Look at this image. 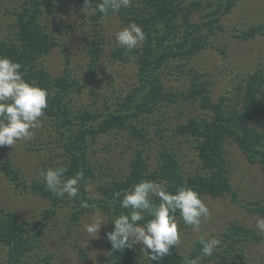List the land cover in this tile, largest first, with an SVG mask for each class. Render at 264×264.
Segmentation results:
<instances>
[{
    "label": "trees",
    "instance_id": "trees-1",
    "mask_svg": "<svg viewBox=\"0 0 264 264\" xmlns=\"http://www.w3.org/2000/svg\"><path fill=\"white\" fill-rule=\"evenodd\" d=\"M63 1L14 0L11 8L6 0H0V10L14 17L13 33L3 30L0 24V56L19 62L24 78L47 90L48 107L43 116L53 119L54 123L49 125L56 129L60 145L71 156V161L65 166V175L79 172L83 174V179L76 198L57 197L46 188L43 178H35L31 184L27 180L24 185L16 182L17 185L48 197L56 206L74 207L83 212L103 210L105 220L110 223L107 232L114 229L111 223L114 218L129 211L120 206L123 193L141 180L161 184L171 193L180 187H189L197 191L202 199L227 192L237 199L226 156V142L235 141L251 162L264 164V129L259 130L257 124L264 119V68H259L248 78L234 76L233 87H230L234 95L222 94L217 100L211 96L210 80H200L201 72L194 68L188 69L191 78L183 87L181 84L166 85L167 77L171 79V76L178 75L176 73L187 70L184 60L198 54L208 43L209 36L203 33L204 22H191L189 18L199 10L206 11L211 1L131 0L127 8L105 17L96 10L102 0H92V4L84 8V0H78L80 14L83 12L91 26L83 47L86 59L84 73L80 76L77 68L67 64L72 61L67 51L64 67L56 76L45 65L44 56L57 45L56 31L71 34L73 30L72 24L66 26L60 13ZM222 1L226 3V10H230L240 0ZM182 16L185 17L184 28L177 30L181 27ZM112 17L119 20L120 28L131 22L140 25L147 37L143 45L131 52L120 47L113 34ZM262 31L263 25L251 26L241 35L251 38ZM131 65L135 67L136 81L131 90L119 89L114 84L119 81L117 74ZM106 79L114 88L107 89L102 96L101 85L104 86ZM84 93L93 98L77 104V99ZM235 97L238 99L235 100ZM187 101H199L201 112L181 117L178 121V114L183 111L172 113L169 107ZM148 127L152 128L154 135L146 129ZM109 136L117 137L118 141L125 136L133 153L130 168H121L125 162L116 163L110 167L111 176L105 178L102 165L110 163V155L114 152L113 144L107 142L111 139ZM175 137L186 139V143L190 142L196 149L198 164L195 172L189 169L187 176L183 171L187 167L180 162L186 144L173 149L163 142ZM154 141L162 142L155 162H151L143 145L151 146ZM101 143L105 146L102 150L110 153L105 160L96 161L91 152L97 151V145ZM124 149L118 147L119 152L112 161L123 160ZM0 170L13 179L19 177L11 157L0 160ZM99 179V192H90L89 185ZM153 201L158 204L159 198L153 197ZM257 202L245 207L264 215V203ZM83 204L87 207H82ZM178 216L179 212L176 213ZM150 218L145 213V221ZM27 229L28 226L20 222L12 211L0 206V242L11 245L16 258L10 263L1 261L0 264H20L18 257L28 247ZM224 235L227 246L222 250L216 248L212 256L202 255L199 238L187 255L172 246L168 255L147 263L142 261L135 246L114 251L106 236L104 242L112 264H187V261L197 258V264H246L236 260V255L246 254L247 249L252 247L248 242L261 237L255 228L235 222L225 229Z\"/></svg>",
    "mask_w": 264,
    "mask_h": 264
},
{
    "label": "rangeland",
    "instance_id": "rangeland-1",
    "mask_svg": "<svg viewBox=\"0 0 264 264\" xmlns=\"http://www.w3.org/2000/svg\"><path fill=\"white\" fill-rule=\"evenodd\" d=\"M6 1L11 8L14 6V0ZM77 1L64 0L61 2L60 13L66 22V26L72 24L73 30L70 31L71 34L67 32L60 34L56 31L57 45L44 56L45 65L56 76L61 73L64 67L67 51L72 56V61L67 64L77 68L80 71V76L83 75L84 66H86L83 47L86 45V34L91 26L83 12L80 14ZM210 1L211 5L207 6L206 11L204 9L199 10L189 18L191 22H204L203 33L209 36L208 43H205L206 46L198 54L185 59L187 70L176 73L178 75L171 76V79L167 77L166 85L177 86L181 84L183 87L189 83L191 78L188 69L194 68L201 72L200 80H210L212 85L211 96L217 100L222 94L234 95L230 89L233 87L231 82L234 76L238 79L248 78L259 68H264V31L251 38H244L241 35L251 26H264V0H240L230 10H226V3L222 0ZM4 13L0 10L2 29L8 33H13L12 18L14 17ZM201 14L206 17H202ZM111 20L114 24L113 34L115 37V33L121 29V24L115 17H112ZM184 20L185 17L182 16L181 27L177 30L184 28ZM211 21L213 22L211 23ZM212 24L213 26H211ZM107 68L111 70L110 67ZM134 68L131 65L125 70H120V73L117 74L119 81L114 83L116 87L126 91L131 90L130 87L133 86L137 78ZM113 86L106 79L104 86L101 85L102 96L107 92V89L113 90ZM98 96L94 97L97 98ZM79 97L77 104L88 102L93 98L87 93ZM236 99L238 98L235 97ZM230 101L233 102V100ZM169 111L176 114L183 111L178 114L177 118L178 121H181V117L200 114L201 107L199 101H187L170 106ZM171 114L169 113V115ZM40 120L41 126L33 129L34 136L30 141H18L13 147L0 146V160L11 157L15 169L19 173V177L13 179L12 176H6L0 170V206L12 211L20 222L28 226L26 230L28 247L26 252L18 257V260L20 264H112L108 248L104 242L110 223L103 225L96 237H89L84 230L85 224L95 214L100 215L107 222L103 210L89 209L83 212L74 207L56 206L48 197L34 194L19 186L20 184L24 185L26 180L31 184L35 178L41 179L42 173L49 167H65L71 161V156L59 143L60 136L56 129L49 125L54 123L53 119L42 116ZM257 124L259 130L264 129V119L261 124ZM146 129L154 135L151 127ZM109 138L111 139H107V142L113 144L114 152L110 155V163H106L105 166L102 165L105 178L111 176L110 167L116 163L125 162L121 168H130L129 162H131L133 153L131 143L125 136H122L119 141L115 136H109ZM186 141L182 137H175L163 142L173 149H177L176 146L186 144L183 153H181L182 161L180 162L182 166L187 167L183 170L187 176L189 169L195 172L198 158L196 149L190 142L186 143ZM161 142L154 141L151 146L143 145L146 148V154L150 155L149 160L151 162H155ZM138 146L141 145L138 144ZM97 147H99L97 151L91 152L94 154L93 158L96 161L105 160L110 152L102 150L105 147L102 143ZM118 147L125 148L122 153L124 159L112 161L115 154L119 152L117 151ZM226 150V156L231 167V181L233 189L237 191V199H234V196L228 192L218 197L205 196L203 200L210 208L212 217L203 222L199 230H193L184 224L178 216L177 223L181 239L179 245L174 247L181 253L189 254L193 243L199 238L218 239L222 245H218L217 248L222 250L227 246L224 242L225 229L232 222L257 230L256 219L264 216L245 207L248 204L254 205L255 203L252 202L256 201L264 203V164L251 162L248 155L233 140L226 142ZM16 182H19V185ZM99 183L100 179L93 181L89 185L90 192L98 193ZM257 234L261 236L260 239L249 241L248 243L252 247L247 249L245 256L243 253L236 255V260L246 264H264V234L259 233L258 230ZM135 247L142 261L144 263L149 262L147 253L142 251L143 246L136 244ZM13 255L12 246L0 242V262L10 263L16 259Z\"/></svg>",
    "mask_w": 264,
    "mask_h": 264
},
{
    "label": "clouds",
    "instance_id": "clouds-1",
    "mask_svg": "<svg viewBox=\"0 0 264 264\" xmlns=\"http://www.w3.org/2000/svg\"><path fill=\"white\" fill-rule=\"evenodd\" d=\"M130 3L131 0H102L96 10L107 17L121 8H127ZM91 4L92 0H84L83 8ZM146 39L142 27L135 22L115 33L116 43L129 52L141 47ZM48 95L46 89L24 78L19 62L0 56V146L13 147L18 141H30L33 138V129L41 126L40 118L48 107ZM66 171L63 166L49 167L42 173L43 181L46 188L57 197L76 198L83 174L78 172L66 177ZM153 197L159 198L158 204L153 201ZM120 206L129 211L111 221L114 229L106 233V239L114 251L140 244L151 261H159L169 254L172 246L179 245L181 237L177 212L183 223L193 230H199L202 223L212 217L210 208L194 189L180 187L171 193L163 185L151 180H141L131 190L125 191ZM82 207H87V204ZM145 213L151 217L147 221ZM107 223L95 214L85 224L84 230L89 237H96ZM256 228L264 234V216L256 219ZM200 243L202 255L212 256L220 241L216 238H201ZM197 259L189 260L187 264H197Z\"/></svg>",
    "mask_w": 264,
    "mask_h": 264
}]
</instances>
